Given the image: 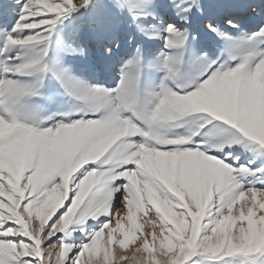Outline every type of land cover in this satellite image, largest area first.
I'll return each mask as SVG.
<instances>
[{"label":"snow or ice","instance_id":"1","mask_svg":"<svg viewBox=\"0 0 264 264\" xmlns=\"http://www.w3.org/2000/svg\"><path fill=\"white\" fill-rule=\"evenodd\" d=\"M0 264H264V0H0Z\"/></svg>","mask_w":264,"mask_h":264}]
</instances>
